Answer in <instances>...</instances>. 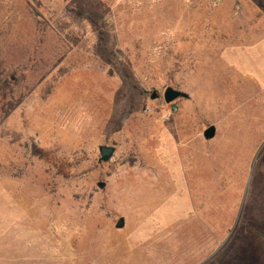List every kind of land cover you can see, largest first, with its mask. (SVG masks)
<instances>
[{"label": "rangeland", "instance_id": "374dc122", "mask_svg": "<svg viewBox=\"0 0 264 264\" xmlns=\"http://www.w3.org/2000/svg\"><path fill=\"white\" fill-rule=\"evenodd\" d=\"M263 38L264 0H0V264H262Z\"/></svg>", "mask_w": 264, "mask_h": 264}, {"label": "water", "instance_id": "95a60500", "mask_svg": "<svg viewBox=\"0 0 264 264\" xmlns=\"http://www.w3.org/2000/svg\"><path fill=\"white\" fill-rule=\"evenodd\" d=\"M160 97V95L155 91L152 95V100H156ZM177 99H189V95L176 90L172 87H168L164 93V100L167 104H171ZM217 129L215 126H210L204 131V138L207 141H211L216 137ZM100 152V162H108L112 159L113 155L116 152L115 147H109V146H100L99 147ZM125 227V218H120L116 224L117 229H123Z\"/></svg>", "mask_w": 264, "mask_h": 264}, {"label": "trees", "instance_id": "16d2710c", "mask_svg": "<svg viewBox=\"0 0 264 264\" xmlns=\"http://www.w3.org/2000/svg\"><path fill=\"white\" fill-rule=\"evenodd\" d=\"M2 73H1V70H0V84L1 83H3V84H6L7 83V81H5V80H3V78H2ZM257 233H258V239H259V241L262 243V244H264V230H258L257 231ZM262 264H264V262L262 263Z\"/></svg>", "mask_w": 264, "mask_h": 264}, {"label": "crops", "instance_id": "0c3cea01", "mask_svg": "<svg viewBox=\"0 0 264 264\" xmlns=\"http://www.w3.org/2000/svg\"><path fill=\"white\" fill-rule=\"evenodd\" d=\"M263 39H264V38H263ZM261 41H262V40H261ZM261 41H260V42H261ZM260 42H259V43H260ZM237 63H238V62H237ZM235 65H236V64H235ZM243 66H244V65H243ZM239 69H240V68H239ZM241 69H242V67H241ZM241 69H240V70H241ZM240 72H243V73H244L243 69H242ZM245 73L247 74V71H245Z\"/></svg>", "mask_w": 264, "mask_h": 264}, {"label": "built area", "instance_id": "2783aa9c", "mask_svg": "<svg viewBox=\"0 0 264 264\" xmlns=\"http://www.w3.org/2000/svg\"><path fill=\"white\" fill-rule=\"evenodd\" d=\"M173 111L175 112V111H177V109H176V108H174V109H173Z\"/></svg>", "mask_w": 264, "mask_h": 264}]
</instances>
